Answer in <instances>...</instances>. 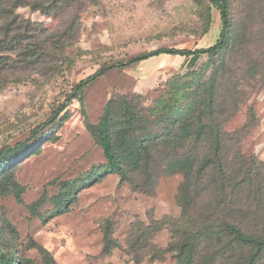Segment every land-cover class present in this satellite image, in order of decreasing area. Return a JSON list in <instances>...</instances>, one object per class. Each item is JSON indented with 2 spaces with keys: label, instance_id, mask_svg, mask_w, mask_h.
<instances>
[{
  "label": "rangeland",
  "instance_id": "374dc122",
  "mask_svg": "<svg viewBox=\"0 0 264 264\" xmlns=\"http://www.w3.org/2000/svg\"><path fill=\"white\" fill-rule=\"evenodd\" d=\"M100 2L83 13L80 38L58 61L56 72L48 76L31 72L0 90V152L21 143L34 146L20 155L12 177L22 188V201L12 185L0 188V245L12 244L16 264L176 263L169 251L173 239L169 224L181 216L185 173L166 169L170 156L157 148L143 161L148 167L121 181L120 175L106 171L95 129L107 104L116 101L117 111L122 98L142 119H154L159 101L168 99L172 85L191 72H204L209 56L163 53L128 61L159 49L212 46L222 29L221 14L213 9V24L203 34L195 0ZM19 12L51 30L60 25L27 8ZM120 62L125 66L114 65ZM102 67L107 69L98 73ZM93 75L75 97V88ZM249 106L257 121L241 149L264 161V86L248 90L226 129L242 127ZM63 206L67 209L61 213ZM109 220L116 244L105 252Z\"/></svg>",
  "mask_w": 264,
  "mask_h": 264
},
{
  "label": "trees",
  "instance_id": "16d2710c",
  "mask_svg": "<svg viewBox=\"0 0 264 264\" xmlns=\"http://www.w3.org/2000/svg\"><path fill=\"white\" fill-rule=\"evenodd\" d=\"M195 3L200 7L203 34L213 24V9L221 14L222 29L212 46L159 49L128 63L163 53L207 54L204 72H191L172 85L168 99L159 101L154 119H142L126 98L119 101L117 111L116 101L109 102L96 125V140L107 160L106 171L120 175L121 181L148 167L143 161L157 148L166 149L170 156L166 169L185 173L181 216L169 222L173 233L169 251L175 264H264V161L241 149L243 138L257 121L254 107L249 106L248 121L242 127L226 129L248 90L264 86V0ZM100 4V0H0V90L31 72L43 76L56 72L58 61L80 38L83 13ZM21 8L57 19L60 25L51 30L21 15ZM114 65L124 67L125 63ZM106 69L102 67L98 73ZM94 77L75 88V97ZM18 146L0 152V188L12 185L22 201V188L12 177L20 155L34 146ZM65 209L63 206L61 213ZM5 223L16 234L11 223ZM115 244L109 220L104 251H111ZM1 245L0 264H16L12 244Z\"/></svg>",
  "mask_w": 264,
  "mask_h": 264
}]
</instances>
